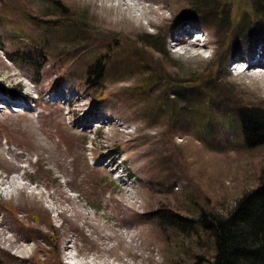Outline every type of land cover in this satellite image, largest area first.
Returning a JSON list of instances; mask_svg holds the SVG:
<instances>
[{
	"label": "rangeland",
	"instance_id": "374dc122",
	"mask_svg": "<svg viewBox=\"0 0 264 264\" xmlns=\"http://www.w3.org/2000/svg\"><path fill=\"white\" fill-rule=\"evenodd\" d=\"M224 1L231 29L187 0H0V87L29 98L0 107L2 264L211 257L209 234L160 217L225 214L263 166L235 112L264 106V77L230 65L264 54V24L249 30L251 17H237L255 0ZM157 33L158 43L143 36ZM154 67L166 75L148 90ZM209 71L196 85L173 80Z\"/></svg>",
	"mask_w": 264,
	"mask_h": 264
},
{
	"label": "trees",
	"instance_id": "16d2710c",
	"mask_svg": "<svg viewBox=\"0 0 264 264\" xmlns=\"http://www.w3.org/2000/svg\"><path fill=\"white\" fill-rule=\"evenodd\" d=\"M187 3L190 10H198L211 17L213 22L211 25L228 22L230 26L228 29H231L229 8L223 5L224 0H187ZM245 12L248 13H242L237 17L242 15L243 17H251L249 30L260 28L264 24V22L261 23V21H264V0H255L253 6ZM205 20L207 21V19ZM243 23H239L238 27L236 25L233 29H241ZM208 28L212 29L209 26ZM143 36L150 42L158 43V40H160L159 33L143 34ZM165 49L163 41V46L158 51L163 54ZM212 69L215 70L216 66ZM147 72L149 76L146 79V89L155 90L156 82L166 73L157 67ZM204 76L205 79L210 78L214 76V73L209 71L203 75L201 74L196 79L182 80L174 78L173 80L178 85H182L181 81L183 83L193 81L192 83L196 85L204 80ZM101 78L102 76H100ZM97 84L98 82H95L93 86ZM0 89L3 93L12 97L22 95L13 86L0 87ZM235 116L240 124L243 147L253 148L259 146L263 147L264 152V106L247 105L239 107L235 112ZM210 134L209 128L204 133H198L205 144ZM160 220L163 224L166 223V225L172 227L175 232L176 230L181 232L180 234H209L213 250L211 257L206 258L195 254V259L190 264H264V161L257 177V184L245 190L225 214L208 210L201 211L195 217H185L174 213L170 216L161 215ZM38 221L39 218H35V222ZM0 264H2L1 259Z\"/></svg>",
	"mask_w": 264,
	"mask_h": 264
},
{
	"label": "bare ground",
	"instance_id": "6f19581e",
	"mask_svg": "<svg viewBox=\"0 0 264 264\" xmlns=\"http://www.w3.org/2000/svg\"><path fill=\"white\" fill-rule=\"evenodd\" d=\"M120 1V0H119ZM138 1V0H137ZM120 5V4H119ZM127 8V7H126ZM186 32H188V31H186ZM179 40L181 41V40H184V37L183 36H181V38H179ZM178 44H180L179 42H178ZM200 45V44H199ZM192 46H196V44H194V45H192ZM197 46H198V44H197ZM204 46H202V47H200V49H202ZM253 58H254V55H250L249 57H248V59H247V62H248V66H250V67H252L253 65H254V63H253ZM259 64L261 65V64H264V54H263V56H262V58L261 59H259ZM257 68L259 69V66H257ZM1 106L0 107H2V104H0Z\"/></svg>",
	"mask_w": 264,
	"mask_h": 264
}]
</instances>
